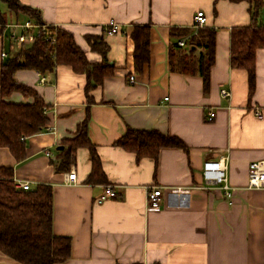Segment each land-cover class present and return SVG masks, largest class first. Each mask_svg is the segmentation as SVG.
I'll return each mask as SVG.
<instances>
[{
    "label": "crops",
    "instance_id": "crops-1",
    "mask_svg": "<svg viewBox=\"0 0 264 264\" xmlns=\"http://www.w3.org/2000/svg\"><path fill=\"white\" fill-rule=\"evenodd\" d=\"M37 9L43 23L72 34L89 62L102 56L91 49L88 36L108 45L110 71L97 86L86 90L87 78L68 65L41 74L20 69L14 78L32 87L47 105L53 131L26 137L25 158L18 161L0 147V167L13 179L53 188L54 234L71 238V257L57 264H264V188L248 189V165L264 159V48L255 52V80L249 92L248 74L230 67V32L250 23L249 3L230 0H19ZM264 2V0H263ZM6 24L0 26L2 62L20 48L10 35L29 19L10 12L0 2ZM197 10L206 27L216 30L215 59L208 92L202 77L170 69V45L186 38L171 29H193ZM114 21L117 33L104 31ZM264 25V7L259 14ZM135 25L150 26L149 60L135 67ZM183 47V48H185ZM202 49H198L201 52ZM6 53L2 58L1 53ZM134 75L135 82L128 77ZM44 81H41V78ZM230 93L221 95V90ZM14 103L32 102L19 92L2 97ZM210 113L215 116L208 119ZM87 120L88 136L101 161L106 183H88L89 151L76 150L75 161L58 171L57 147L74 137ZM127 128L158 130L177 137L184 148L164 147L157 161L136 155L115 142ZM49 151L51 154L46 155ZM226 158L232 199L219 190L203 188L201 167L206 160ZM74 170L75 184L64 183ZM117 198L97 203L104 184ZM160 186V210H147L146 187ZM0 264H21L0 252Z\"/></svg>",
    "mask_w": 264,
    "mask_h": 264
},
{
    "label": "trees",
    "instance_id": "trees-1",
    "mask_svg": "<svg viewBox=\"0 0 264 264\" xmlns=\"http://www.w3.org/2000/svg\"><path fill=\"white\" fill-rule=\"evenodd\" d=\"M247 1L250 5V23L247 26L233 27L230 32V67L244 69L248 74L249 92L252 93L255 80V52L264 48V25L259 22V14L264 7L263 0ZM13 13L22 12L38 23H43L37 9L23 5L19 0H0ZM6 24L5 13L0 10V26ZM48 30L56 36L54 45L45 37L38 36L2 62L0 70V92L6 97L19 92L32 102L14 103L0 100V147L8 148L12 155L21 161L25 158L26 147L22 137H29L45 130L50 123L47 105L32 87L18 82L14 74L20 69H30L41 74L51 72L58 65H68L75 72L86 75V90L97 86L110 71L107 60L108 45L101 37L88 36L91 49L102 56L100 62H89L85 52L75 43L71 33L49 25ZM180 38L188 36L189 47H181L177 42L170 45V69L182 74H197L202 77L203 91L209 90L210 68L215 59L216 30L202 27L193 29H171ZM134 41V62L138 70L149 60L150 26L135 25L131 33ZM198 49H202L198 52ZM136 155L137 159L151 157L157 161L159 151L164 147L184 148L175 136L158 130L127 128L115 142ZM57 150L58 171H66L75 161L76 150L85 147L89 151L91 172L88 183H106L101 161L95 146L88 136L87 120L75 130V135L63 141ZM13 171L0 167V252L21 264H57L71 257V238L54 234L53 188L49 184H38L30 190L16 189L13 184ZM138 264V263H136Z\"/></svg>",
    "mask_w": 264,
    "mask_h": 264
},
{
    "label": "built area",
    "instance_id": "built-area-1",
    "mask_svg": "<svg viewBox=\"0 0 264 264\" xmlns=\"http://www.w3.org/2000/svg\"><path fill=\"white\" fill-rule=\"evenodd\" d=\"M207 24V18L202 10H197L194 16V21L192 28L194 32L198 29L204 27ZM20 27V32H12L10 35L11 43L13 47L23 48L27 45H30L34 42L36 37L44 36L45 40L49 44L54 45L56 41V36L48 30L49 25L45 23H38L32 18L25 20L23 23L17 25ZM55 27V26H54ZM104 31L107 33H117L119 31L118 25L114 21H109L104 28ZM186 38L178 40V45L181 47L186 46ZM6 53H1V57H6ZM41 81H44V78H41ZM129 83L135 82V76L131 75L128 77ZM221 95L223 97H228L230 93L226 90H221ZM47 112V110H46ZM254 115L257 118H262L264 116V107L254 108ZM215 116L214 113H210L208 119H212ZM45 131H53V126L48 125L45 128ZM25 137H22L21 140H24ZM51 153L46 152V155L49 156ZM226 158L222 157L218 160H206L203 162L201 167V174L204 181L203 188L207 190H219L223 195L226 196L229 200L232 199L234 194V189L228 182L227 172H226ZM77 181L76 173L74 170L69 171L65 174L64 183L66 184H75ZM13 184L16 189L30 190L31 184L27 181H22L18 179H13ZM104 190L102 194L96 199L97 203H102L108 199L117 198L118 194L115 191L114 187L111 184H104ZM248 189H260L264 188V159L253 161L248 165ZM146 202L147 210L149 211H158L161 208L163 201V190L160 186H148L146 187Z\"/></svg>",
    "mask_w": 264,
    "mask_h": 264
},
{
    "label": "water",
    "instance_id": "water-1",
    "mask_svg": "<svg viewBox=\"0 0 264 264\" xmlns=\"http://www.w3.org/2000/svg\"><path fill=\"white\" fill-rule=\"evenodd\" d=\"M61 148H62V146L57 147L58 150L61 149Z\"/></svg>",
    "mask_w": 264,
    "mask_h": 264
}]
</instances>
